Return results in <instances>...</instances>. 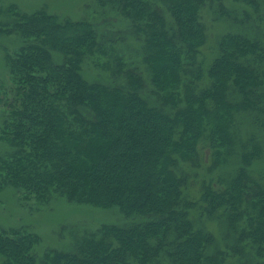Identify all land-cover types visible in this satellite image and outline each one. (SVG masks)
Instances as JSON below:
<instances>
[{
	"label": "trees",
	"instance_id": "1",
	"mask_svg": "<svg viewBox=\"0 0 264 264\" xmlns=\"http://www.w3.org/2000/svg\"><path fill=\"white\" fill-rule=\"evenodd\" d=\"M96 1L101 23L14 4L0 19V33L19 40L6 54L13 97L0 139L11 151L0 155V187L131 217L40 264H264V171L254 166L264 158V41L236 16L204 50V11L226 10L225 0ZM227 1L264 11V0ZM110 24L113 37L101 28ZM130 41L136 54L124 56L117 46ZM88 60L108 78L88 79ZM39 242L27 227H0V264H36Z\"/></svg>",
	"mask_w": 264,
	"mask_h": 264
},
{
	"label": "rangeland",
	"instance_id": "2",
	"mask_svg": "<svg viewBox=\"0 0 264 264\" xmlns=\"http://www.w3.org/2000/svg\"><path fill=\"white\" fill-rule=\"evenodd\" d=\"M226 10H221L218 5L217 12L214 9L204 11V21L208 29V44L205 51L213 48L221 33L231 29L233 19L237 18L240 26L258 35L264 41V11H257L252 7L236 8L233 3L224 1ZM14 4L19 11L31 13L42 7L50 12L73 20L87 19L92 22L101 23L105 16L97 7L96 0H0V19L9 21L12 18L8 8ZM216 13V14H215ZM231 13L232 16H227ZM236 14V15H235ZM224 15V16H222ZM220 16V17H219ZM14 17V16H13ZM15 18V17H14ZM244 19V20H241ZM125 23V22H123ZM117 25L122 26L118 22ZM110 24L108 28L101 25L103 31L114 36ZM117 30V27L114 28ZM114 41H119L118 39ZM19 44L15 35H3L0 33V123L3 120V113L8 109L7 103L13 97L10 91L11 76L7 68L6 54L13 52ZM120 44V42H119ZM126 44V43H125ZM129 46H117L118 51L125 56L136 54L137 48L131 43ZM56 58L60 56L55 52ZM85 76L90 80L106 79L108 74L97 70L93 62L88 60L83 66ZM149 90L150 88L147 87ZM11 151L8 142L0 139V155ZM203 166L199 168L200 174H207V168L211 165L212 154L210 148L206 147L201 151ZM237 159V158H236ZM256 170L264 171V158L255 162ZM234 168V161L222 165L220 171L228 172ZM216 172L214 173L216 175ZM198 186V185H196ZM131 217L123 214L119 208H100L89 204H78L68 201L64 197L53 199L48 204H40L36 199L23 201L20 192L14 187H0V227L23 226L32 229L40 236V242L36 247L37 263L40 264L44 253L50 249L73 250L76 235L79 236L86 230L99 227L102 224H128ZM133 218V217H132Z\"/></svg>",
	"mask_w": 264,
	"mask_h": 264
}]
</instances>
